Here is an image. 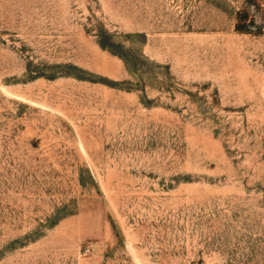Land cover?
Instances as JSON below:
<instances>
[{"label":"rangeland","instance_id":"1","mask_svg":"<svg viewBox=\"0 0 264 264\" xmlns=\"http://www.w3.org/2000/svg\"><path fill=\"white\" fill-rule=\"evenodd\" d=\"M0 264H264V0H0Z\"/></svg>","mask_w":264,"mask_h":264}]
</instances>
